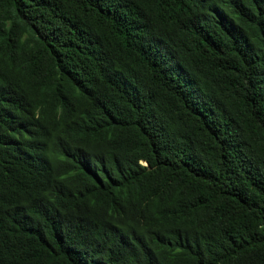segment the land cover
I'll list each match as a JSON object with an SVG mask.
<instances>
[{
  "label": "trees",
  "instance_id": "trees-1",
  "mask_svg": "<svg viewBox=\"0 0 264 264\" xmlns=\"http://www.w3.org/2000/svg\"><path fill=\"white\" fill-rule=\"evenodd\" d=\"M0 264H264V0H0Z\"/></svg>",
  "mask_w": 264,
  "mask_h": 264
}]
</instances>
